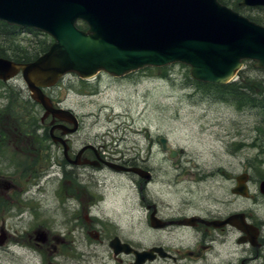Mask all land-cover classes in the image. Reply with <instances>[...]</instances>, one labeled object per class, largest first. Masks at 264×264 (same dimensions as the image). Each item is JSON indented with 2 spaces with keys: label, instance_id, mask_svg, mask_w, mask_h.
Returning <instances> with one entry per match:
<instances>
[{
  "label": "flooded vegetation",
  "instance_id": "1",
  "mask_svg": "<svg viewBox=\"0 0 264 264\" xmlns=\"http://www.w3.org/2000/svg\"><path fill=\"white\" fill-rule=\"evenodd\" d=\"M62 81L43 92L53 108L68 109L71 114L47 113L19 87L15 96L25 97L33 105L35 117L24 120L31 124L19 125L5 111V102L0 106L4 110L0 113V160L23 164L16 168L31 179V185L55 177L56 211L61 214L55 231L38 225L34 237L28 235L41 254L46 250L52 258L70 259L72 264H264V219L237 209L222 212L213 195L212 204L206 205L204 195L194 194L192 186L212 183L225 172L189 165L184 149L174 148L164 134L147 136L145 148L137 149V124L108 123L102 133L91 134L82 124L83 115L50 94ZM154 147L159 161L175 163L176 172H157L149 162ZM8 151L13 159L4 157ZM169 169L167 166L166 171ZM237 177L226 174L225 179L233 181L228 192L251 198L248 174L244 195L233 190ZM3 181L0 188L5 187ZM6 185L8 189L9 183ZM9 188L8 206L30 212L40 209L29 188ZM124 209L133 213L130 220L117 215ZM237 213H243L242 219H228ZM83 236L89 239L87 250L78 247Z\"/></svg>",
  "mask_w": 264,
  "mask_h": 264
},
{
  "label": "rangeland",
  "instance_id": "2",
  "mask_svg": "<svg viewBox=\"0 0 264 264\" xmlns=\"http://www.w3.org/2000/svg\"><path fill=\"white\" fill-rule=\"evenodd\" d=\"M261 8L245 7L244 13L253 17L264 16V8ZM8 33L30 56L46 50L52 42L50 36L34 31L19 29ZM8 54L14 56L10 50ZM237 74L234 81L248 83L255 92L264 89V68H255L252 61H244ZM19 79L18 83L12 84L28 93L25 83L21 77ZM196 81L190 75L189 67L183 64L163 69L145 67L123 77L100 72L88 81L79 79L74 73H66L59 89L50 91V94L83 115L82 124L89 127L91 134L102 133L108 123L137 124V149L140 146L145 148L147 136L155 138L164 134L174 148L184 149V157L190 159L189 165L225 172L212 183L192 186L194 194L204 195L206 205L212 204L213 195L222 212L237 209L264 219V197L258 190L260 177H264V107L257 98L259 94L249 95L240 87L243 92L240 102L209 87H200ZM5 84L0 85V106L5 101L1 96ZM256 84L263 87L255 88ZM131 118L134 122H130ZM155 150L154 147V158L149 162L157 172H176L175 163L165 165L159 161L160 155L155 154ZM8 156L14 158L9 151L4 157ZM167 166L170 169L166 171ZM16 167L22 168L23 164L10 163L4 158L0 160V181L4 180L5 185L0 188V264H72L70 259L52 258L46 250L41 254L40 248L33 244L36 241L28 238V235L34 237L38 225L55 231L57 219L61 218L56 211L58 200L54 193V175L44 179L45 182L41 180L31 185V179L23 176L21 169ZM243 172L248 174V191L253 195L248 199L232 196L228 189L233 186V181L225 179L226 174ZM6 182L12 189L29 188L28 193H32L40 209L30 212L8 206L11 205L7 200L11 191ZM129 214L133 215L126 209L117 213L122 220H130ZM86 237L83 236L78 246L84 250L88 248L89 239Z\"/></svg>",
  "mask_w": 264,
  "mask_h": 264
},
{
  "label": "water",
  "instance_id": "3",
  "mask_svg": "<svg viewBox=\"0 0 264 264\" xmlns=\"http://www.w3.org/2000/svg\"><path fill=\"white\" fill-rule=\"evenodd\" d=\"M239 5L264 6V0ZM0 21L54 39L30 62L0 56V79L20 74L30 97L58 117L71 112L53 108L42 89L68 72L81 78L99 71L119 77L146 66L182 63L194 79L224 84L243 60L264 68V25L218 0H0ZM79 21L86 30L77 27ZM246 179V173L238 175L233 190L244 195ZM259 189L264 193V182Z\"/></svg>",
  "mask_w": 264,
  "mask_h": 264
},
{
  "label": "trees",
  "instance_id": "4",
  "mask_svg": "<svg viewBox=\"0 0 264 264\" xmlns=\"http://www.w3.org/2000/svg\"><path fill=\"white\" fill-rule=\"evenodd\" d=\"M221 3L226 4L230 6L231 8L235 9L239 13L247 16L248 18L254 20L255 22L259 24H264V16H259V17H253L247 13H244V8L243 6H239L240 0H219ZM264 8V7H263ZM261 8V9H263ZM264 10V9H263ZM78 27L80 28H86L84 23L78 24ZM19 30L16 26L9 25L6 22L0 21V56L10 58L14 61L17 62H28L31 60H34L39 54V51H37L34 56H30L23 48H21V45L19 43H15L12 38V34H9L8 32H13ZM39 33V32H36ZM49 47V45H48ZM8 50L13 52L14 56L8 54ZM167 68V67H162ZM241 80H235V81H230L226 84H216V83H204L200 81H196L195 83L198 86H203V87H209L210 89L215 90L216 92H220V95L223 96H230L234 99H237L241 102L243 99V92L241 89L245 90L244 93H248L249 95H255L259 94V97H257L260 100V104L264 107V89L261 88L263 86H254L255 88H261L259 92H255L252 90V88L249 86V84H245ZM253 83V82H252ZM6 88L3 89V93H1V96L5 98V111L9 113L11 116H13L18 122L19 125L25 126L28 124H31V121H27V119L33 120L35 117V114L32 112V104L28 101L27 98H23L20 96H15V93H17V86H14L13 84H5ZM4 85V86H5ZM241 87V89H240ZM2 92V91H1ZM18 92H20L18 90ZM11 94H13V97H11ZM256 97V96H255ZM252 99V98H250ZM7 102V104H6ZM29 109V110H28ZM4 112V110L0 111V113ZM25 120V121H24Z\"/></svg>",
  "mask_w": 264,
  "mask_h": 264
},
{
  "label": "bare ground",
  "instance_id": "5",
  "mask_svg": "<svg viewBox=\"0 0 264 264\" xmlns=\"http://www.w3.org/2000/svg\"><path fill=\"white\" fill-rule=\"evenodd\" d=\"M261 178H264V177H261ZM262 182H264V179L261 180L260 185H261ZM260 185H259V186H260ZM18 244H19V243H18Z\"/></svg>",
  "mask_w": 264,
  "mask_h": 264
}]
</instances>
